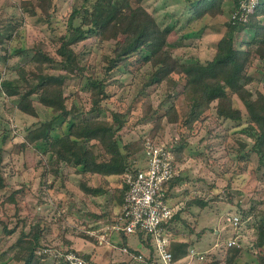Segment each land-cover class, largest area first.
I'll use <instances>...</instances> for the list:
<instances>
[{
  "label": "trees",
  "instance_id": "16d2710c",
  "mask_svg": "<svg viewBox=\"0 0 264 264\" xmlns=\"http://www.w3.org/2000/svg\"><path fill=\"white\" fill-rule=\"evenodd\" d=\"M232 1L234 4L232 14L226 21V29L217 42L214 56L201 60L197 56L182 59L174 55L170 45L179 44L178 39L169 38L174 25L164 26L159 23L154 13L138 0H74L67 17V32L60 36L56 53L52 54L37 46L29 61L30 66L17 68L18 78H5L0 82V91L7 97L14 98L15 106L21 111L38 115L35 94L39 102L52 114L50 119L41 120L39 124L30 127L21 143L23 150L30 146L43 150V155L36 166L39 164L45 167V179L49 173L61 176L64 164L74 166L81 173L79 186L84 195L105 192L107 175L117 174L125 180L126 171L135 166L133 160H137L138 164L141 158L132 152L130 143L122 144L118 132L125 121L121 112L113 111L112 119L99 116L78 119L82 116V111L75 104L68 105L69 95L64 93V87L72 78L87 77L94 103L92 109L99 110L101 101L109 96L106 77L111 70L124 67L137 72L147 65L150 72L143 87L164 81L169 88L166 100L158 106H154L149 96L143 103L142 118L153 119V127L149 132L151 138L156 140V136L162 134L165 128L164 119L196 132L198 125L201 126L212 117L236 122L247 117L250 128L253 129L251 135L255 136V140L246 155L251 151L257 153L264 177V66L257 65L258 59L264 61V0H256L251 12L243 6L249 5L251 0ZM190 2L191 15L196 19L206 15L216 17L226 11V0ZM23 3L31 6V13L36 14L40 11L47 19L53 15V0H23ZM12 28L11 21L6 20L3 23L1 41L6 35L11 37ZM237 33L249 35L242 40L241 46L236 44ZM88 38L97 42L115 40L111 54L103 55L106 61L103 76L92 69L94 65L89 60L91 50L84 52L82 57V52L76 48L80 42ZM0 59L7 61L8 56L5 54ZM30 77L33 78L32 81ZM255 80L258 81V86L253 89L250 84ZM179 86H181L179 93L183 94L186 105L183 112L173 92ZM235 96L242 101L245 109L234 105ZM165 103L168 106H164ZM179 139L168 142L177 169L179 161L184 157L183 147L187 136ZM238 143L242 148L248 145L241 140H238ZM5 151L4 146L0 145V189L9 184L3 168ZM95 174L102 176L104 185L94 186L91 178ZM183 180L182 175L178 174L165 183L168 198L172 195L173 187H177ZM51 186L53 187V183L49 188ZM124 189L125 197L126 182ZM27 193L24 189H15L6 198L7 201L18 204L19 199L24 198ZM60 201L62 202V199ZM194 201L202 206L206 203L197 197L190 203ZM177 216L176 212L167 223H164L175 254L171 264H238V258L243 250L241 237L237 236L238 230L242 229L243 222L251 216L253 222L249 225L255 227L256 237L249 249H259L258 264H264V194L263 196L254 194L247 206L240 208L239 226L231 227L232 236L237 238L239 244L229 245L227 242L229 237L226 235L222 242L219 241L203 250V258L197 255L190 259L191 249L196 245L194 239L174 240L171 224ZM15 230L4 223L3 231L6 235H11ZM46 230L47 226L41 218L33 222L28 231L21 229L13 245L18 248L19 255L16 257L24 260L23 264H47V260L52 264H68L52 254L38 253V249L49 246L48 243L45 244ZM139 233L145 242V248H150L148 255L143 254V263L139 264H156L157 261L164 264L154 247L152 237L143 231ZM82 235L90 237L84 232ZM198 236L200 237V233ZM64 240L66 244L56 248L75 250L91 258L89 254L73 248L71 238L65 237ZM133 252L134 256L129 261L108 264H134L133 259L140 261L137 255L141 251L133 249Z\"/></svg>",
  "mask_w": 264,
  "mask_h": 264
},
{
  "label": "rangeland",
  "instance_id": "374dc122",
  "mask_svg": "<svg viewBox=\"0 0 264 264\" xmlns=\"http://www.w3.org/2000/svg\"><path fill=\"white\" fill-rule=\"evenodd\" d=\"M73 1L53 0V15L47 19L40 11L36 14L31 13V6L24 4L23 0H0V32L3 31V23L6 20L11 21L13 25L11 37L6 35L2 41L0 40V57L5 54L8 56L7 61L0 59V82L5 78H18L17 68L30 66L29 61L37 46L52 54L56 53L60 36L67 32L66 22ZM138 2L153 12L162 25H174L169 38L178 39L179 44L183 43L170 45L174 55L182 59L197 56L201 60L214 56L217 42L226 29V21L232 14L234 5L232 0H226L225 13L216 17L206 15L196 19L191 15L190 0H138ZM248 36L246 33H237L236 44L241 46L242 40ZM114 43L115 40L97 42L88 38L80 42L76 48L82 52V57L84 52L91 50L89 60L94 65L92 69L103 76L106 66L103 55L111 54ZM257 65L264 66V61L258 59ZM149 72L148 65L137 72L124 67L111 70L106 77L109 96L101 101L99 110L92 109L94 103L87 77L72 78L64 87V93L69 95L68 105L75 104L82 111V116L78 119L95 116L112 119L113 111L121 112L125 121L118 132L122 144L130 143L132 152L141 158L140 164L145 162L144 141L150 136L149 132L153 127L152 118H142L143 103L149 96L156 107L166 100L169 91L164 81L143 87ZM29 79L33 80L32 77ZM250 86L254 89L258 86V81L255 80ZM180 90L181 86L176 87L173 92L183 112L186 105L183 94L179 93ZM34 97L37 116L18 109L14 98H9L0 91V145L6 149L3 168L9 183L0 189V264H23L24 260L16 257L19 250L13 242L22 228L28 231L39 218L43 219L47 226L45 244L51 246L66 244L65 237L71 238L82 247L91 243L89 238L99 244L97 235L99 229L94 228L95 230L91 232L89 227L81 223L85 216L79 213V206H86L85 195L79 186L81 173L74 166L64 164L61 176L49 173L45 179V167L39 164L36 166L43 155V150L34 146L28 147L27 150L21 148L28 129L52 116L39 102L37 95L34 94ZM234 105L245 109L242 101L236 96ZM164 106L168 104L165 103ZM212 111L214 113V109ZM163 123L165 128L162 134L156 136V141L167 143L187 136L183 147L184 157L178 166L179 174L184 180L177 187H173L172 201L170 197L168 198V202H172L174 213H178L171 224V233L175 237L174 240L194 239L195 249L202 252L213 244L222 242L226 235L227 238L232 236V228L224 218L227 212L239 214L240 208L246 207L254 194L256 196L264 194L263 169L260 167L259 156L255 151L246 155L255 140V136L251 135L253 129L250 128L247 117L240 122L212 117L201 126L198 125L196 132H191L179 124L170 123L167 119H164ZM238 140L247 142L246 148L240 147ZM258 166L260 169H257ZM93 181L98 183L100 180L96 178ZM52 183L53 187L49 188ZM15 189H24L28 192L24 198L19 199L18 204L9 202L6 198ZM195 197L206 203L203 206L195 201L190 203ZM3 222L9 228H15L14 233L6 235L3 231ZM252 222L251 216L243 222L242 229L238 230L237 236L241 237L243 248L238 264H258L259 249H249L256 237L255 227L249 225ZM82 232L89 234L90 237H83ZM122 232L127 236L125 240H121L118 234L111 238L107 235V239L115 243L120 238L121 246L124 243L149 252L150 248L143 246L139 232ZM100 239L106 240L103 237ZM109 243L105 241L102 245L106 249H113L117 258L122 257L120 244L115 243L118 246L113 247ZM91 244L87 249L94 248L90 247L94 246ZM4 250L6 251L3 252ZM80 250L83 249L80 247ZM139 259L141 260L133 259L132 262L143 263L144 260ZM47 264L52 262L47 260ZM156 264L162 262L157 261Z\"/></svg>",
  "mask_w": 264,
  "mask_h": 264
},
{
  "label": "built area",
  "instance_id": "2783aa9c",
  "mask_svg": "<svg viewBox=\"0 0 264 264\" xmlns=\"http://www.w3.org/2000/svg\"><path fill=\"white\" fill-rule=\"evenodd\" d=\"M255 2L256 0H251L249 5L243 4V6L251 12ZM144 149L145 162L137 164V160H133L135 166H131L125 173L127 189L123 207L118 216L119 222L116 223L115 228L128 233L143 231L146 235H150L164 264H171L175 254L164 223L173 216L174 207L168 202L164 185L178 175L179 171L175 167L174 155L168 142L156 141L147 136ZM224 218L231 227L239 226L238 213L227 212ZM227 242L229 245L239 244L234 236H230ZM122 248L125 252H130L127 245ZM38 253L52 254L56 258H62L68 264H95L92 258L78 251L51 245L38 249ZM197 255L203 258L202 252L192 248L190 259ZM137 257L142 258L143 254L139 253Z\"/></svg>",
  "mask_w": 264,
  "mask_h": 264
},
{
  "label": "crops",
  "instance_id": "0c3cea01",
  "mask_svg": "<svg viewBox=\"0 0 264 264\" xmlns=\"http://www.w3.org/2000/svg\"><path fill=\"white\" fill-rule=\"evenodd\" d=\"M99 179L100 181L98 183H95L93 180ZM106 178L108 179L107 183V190L103 193H97V194H91V195H85L84 199L86 200L84 204L86 203V206H79V213L81 216H85L81 223L89 227L91 229V232H93L94 228L99 229L97 231V235L99 237V244H96L95 241H92L90 238L89 240L91 243H93L94 247L92 250L87 249L88 245H92L89 243L86 247L79 246V243L72 241L71 246L75 248L76 250H80V247L84 250L81 252L87 253L90 255V257L97 263V264H108L110 262H119V261H129L134 256L133 249L140 250L142 254L148 255L147 252L140 248L132 247L131 245H128L130 252H125L123 250V245L121 246V242L118 240L115 241V243L120 244V250L122 251V257L117 258L114 254L113 249H106L105 246L102 244L106 242H110L111 246L117 247L118 245L115 243H111L107 239V235L110 238L116 236L118 234L121 237V240H125L127 238L126 234L122 232L123 230H117L115 228L116 223L119 222L118 216L122 210L123 203H124V191H125V180L117 174H111L107 175ZM92 183L94 186L96 185H104L102 176L100 174H95L92 176ZM83 192V191H82ZM84 193V192H83ZM171 201L172 196L169 195ZM171 201L170 204L172 203ZM172 205V204H171ZM95 230V229H94ZM105 231H107L105 233ZM126 236V237H125ZM106 238V240H101L100 238ZM88 239V238H86ZM114 242V241H113ZM126 244L127 241H126ZM143 246L145 247V242L143 241ZM79 247H77V246ZM75 246V247H74ZM135 260V259H134Z\"/></svg>",
  "mask_w": 264,
  "mask_h": 264
}]
</instances>
